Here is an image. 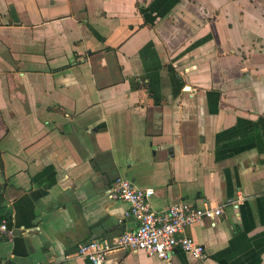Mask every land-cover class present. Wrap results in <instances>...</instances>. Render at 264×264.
Returning a JSON list of instances; mask_svg holds the SVG:
<instances>
[{
    "label": "crops",
    "instance_id": "1",
    "mask_svg": "<svg viewBox=\"0 0 264 264\" xmlns=\"http://www.w3.org/2000/svg\"><path fill=\"white\" fill-rule=\"evenodd\" d=\"M116 178L222 208L167 264H264V0H0V264H91L136 226Z\"/></svg>",
    "mask_w": 264,
    "mask_h": 264
},
{
    "label": "built area",
    "instance_id": "2",
    "mask_svg": "<svg viewBox=\"0 0 264 264\" xmlns=\"http://www.w3.org/2000/svg\"><path fill=\"white\" fill-rule=\"evenodd\" d=\"M106 195L110 200L121 201L127 205L125 215L132 218L136 226L134 230L109 241H91L80 245L76 258L87 260L91 264H103L109 253L120 250L143 253L166 264L177 250L191 255L196 260H204V247L186 236L185 230L202 221L212 223L223 214L221 207L207 203L191 206L180 202L155 211L150 205L154 195L153 189L136 188L123 178H116ZM0 232L8 239L13 236L8 221L3 218H0Z\"/></svg>",
    "mask_w": 264,
    "mask_h": 264
}]
</instances>
